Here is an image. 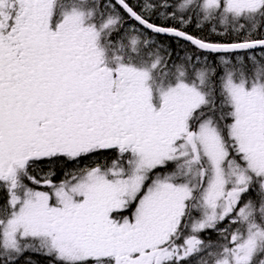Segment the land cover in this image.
Returning a JSON list of instances; mask_svg holds the SVG:
<instances>
[{
	"label": "snow or ice",
	"instance_id": "1",
	"mask_svg": "<svg viewBox=\"0 0 264 264\" xmlns=\"http://www.w3.org/2000/svg\"><path fill=\"white\" fill-rule=\"evenodd\" d=\"M261 28L264 0H0V264H264Z\"/></svg>",
	"mask_w": 264,
	"mask_h": 264
},
{
	"label": "trees",
	"instance_id": "2",
	"mask_svg": "<svg viewBox=\"0 0 264 264\" xmlns=\"http://www.w3.org/2000/svg\"><path fill=\"white\" fill-rule=\"evenodd\" d=\"M137 2H142V0H129V3H131V4H136ZM137 11H139L138 8H137ZM126 19H128V23L129 24L130 23H134V21H132L131 19H129L127 17H126ZM156 22L159 23V21H156ZM188 31L192 32L195 35H207V32L206 31L203 32V33L197 31L196 30V27H195V24L190 25L189 28H188ZM157 37H158V39H157L158 41L163 42L164 44L171 46L172 51H173V59L176 58V52H177V50L182 49V47L186 43L183 40H181L179 43H177L176 40H175V38H172V37H169V36H157ZM252 38H264V28H261V30L259 32L254 33ZM213 39L220 40V41H231L233 39V37H213ZM188 47H189V49L194 50V49H192V46L191 45H188ZM256 51H257V54H258L259 49L256 50ZM240 54L241 55H247V53H243V52L240 53ZM180 55H183V51L182 50L180 51ZM62 167H66V165L65 164H62L61 165V164H58L57 163V165L55 166V168H56V172H55L56 175H59L58 169H62ZM45 168H46L45 163L39 165V167L35 171L36 172L35 174L38 176L39 174H37V173L38 172H41ZM221 227H227V222H223L221 224ZM209 235H211L214 240L217 239V233L216 232L209 231V232L202 233V237L203 238H207ZM29 255H31L32 259L34 257V260L33 261L35 262V264H47V260L44 257L38 256V257H41L43 259V260H39L40 258H38L37 255L30 254V253H26L25 254V256H29ZM36 257L38 259H36ZM21 263H23V258L21 259Z\"/></svg>",
	"mask_w": 264,
	"mask_h": 264
},
{
	"label": "flooded vegetation",
	"instance_id": "3",
	"mask_svg": "<svg viewBox=\"0 0 264 264\" xmlns=\"http://www.w3.org/2000/svg\"><path fill=\"white\" fill-rule=\"evenodd\" d=\"M116 155H117V154H116V152H114V151L103 152V153L98 154L97 156H92V157L87 158L86 160H81V161H79V166H80V167H83L85 164H92L93 162H95V163H101V165H109V166H110V164H111V160L114 159V158H116ZM58 164H59V163H58ZM63 164H65L66 167H62V169H58V171H59V175H56V173H55L54 180H55L56 182H59V180L62 179V178L64 177V171H66V170H71V169L77 167L76 162H64ZM45 166H46V168H45L44 170H42L41 172H38V173H37V174H39V175L37 176L38 178L41 177V176H43L44 173H46V172L49 171V167H48L47 162H45ZM67 166H68V167H67ZM171 168H172V165H171V166L169 165L168 168H166V169H159L158 171H159L161 174H163L164 172L170 171ZM54 171L56 172V168L54 169ZM35 173H36V172H35ZM29 184L31 185L30 182H29ZM31 186H33V187H37V188H39V189H43L42 186H36V185H31ZM45 189H46V188H45ZM0 196L2 197V199H0V204H1V201H6V198H7V197H6V196H7L6 191L0 189ZM5 197H6V198H5ZM3 199H4V200H3ZM38 256H39V255H37V257H38ZM37 257H36V259L40 258L39 260H43L41 257H38V258H37Z\"/></svg>",
	"mask_w": 264,
	"mask_h": 264
},
{
	"label": "rangeland",
	"instance_id": "4",
	"mask_svg": "<svg viewBox=\"0 0 264 264\" xmlns=\"http://www.w3.org/2000/svg\"><path fill=\"white\" fill-rule=\"evenodd\" d=\"M130 24H131V23H130ZM155 38L158 39V37H155ZM99 164H101V163H99ZM170 166H171V165H170ZM30 186H31V185H30ZM38 190H47V189H45V188L43 187V189H39V188H38ZM6 197H7V196H6ZM6 197H5V198H6ZM0 199H2L1 196H0ZM3 200H4V199H3ZM4 202H5V201H1V204L4 203ZM32 260H34V257H33ZM21 264H23V263H21Z\"/></svg>",
	"mask_w": 264,
	"mask_h": 264
}]
</instances>
